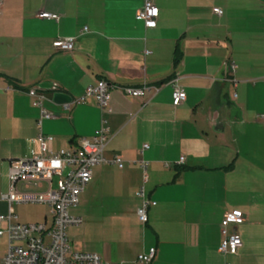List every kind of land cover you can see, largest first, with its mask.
I'll use <instances>...</instances> for the list:
<instances>
[{
	"label": "crops",
	"instance_id": "obj_1",
	"mask_svg": "<svg viewBox=\"0 0 264 264\" xmlns=\"http://www.w3.org/2000/svg\"><path fill=\"white\" fill-rule=\"evenodd\" d=\"M144 1L0 0V195L9 169L40 154L39 108L27 94L38 90L52 115L40 124L48 152L94 137L101 120L110 135L80 215L69 213L81 219L78 246L67 237L72 251L106 264H139L150 249V264H264V0H150L154 28L134 18ZM68 37L72 51L54 49ZM100 81L150 90L136 98L111 90L107 111L93 99L64 108ZM175 84L186 99L174 108ZM140 189L155 203L145 224L136 216ZM17 206L11 222L50 227L48 207L29 222ZM232 209L244 215L241 246L221 255L220 222ZM7 211L0 199V216Z\"/></svg>",
	"mask_w": 264,
	"mask_h": 264
},
{
	"label": "built area",
	"instance_id": "obj_2",
	"mask_svg": "<svg viewBox=\"0 0 264 264\" xmlns=\"http://www.w3.org/2000/svg\"><path fill=\"white\" fill-rule=\"evenodd\" d=\"M213 13L220 16L222 12L214 8ZM158 16V9L150 0H145L136 11L135 20L143 22L146 28H154ZM38 19L57 22L59 15L40 12ZM83 31H86L84 28ZM74 38H59L54 43V49L62 52H70L74 47ZM148 54V52H144ZM234 68L233 66L231 67ZM120 90L125 96L136 98L149 91L146 86L139 88H119L113 84L100 81L95 86L87 87L83 94L65 104L68 109L70 104H81L87 99H93L100 111L108 110L109 92ZM157 90V89H154ZM28 96L32 99V107L39 108L38 140L40 154L30 159L20 160L17 167L8 171V192L0 195L8 206L7 214L0 216V222L6 221L4 230L0 229V237L6 238V251L0 264H106L93 253L75 252L70 249L66 231L69 227H77L81 219L69 214L70 208L79 204V196L84 192L93 176V168L106 163L103 153L110 140L105 121L101 120L96 135L90 139L80 138L72 149H61L56 152H48V144L51 137L40 133L41 120L52 117L42 107L46 99L45 94L38 90H29ZM186 99L185 94L175 84L171 93V104L175 108ZM147 146H143L146 148ZM182 159H180V162ZM112 163L122 168V161L114 157ZM141 168L145 172L147 163L141 162ZM55 178V182L53 179ZM136 196L142 198L140 207L136 210L139 222H147V209L154 206L143 198L140 189ZM43 205L49 208L52 222L46 228L43 224H21L11 222L14 218L11 212L12 205ZM244 215L240 210L232 209L226 212L220 222L221 242L217 252L221 255H236L241 246V241L235 229L243 224ZM234 230L228 232V228ZM155 255V250L150 249L147 254L139 255V264H150Z\"/></svg>",
	"mask_w": 264,
	"mask_h": 264
},
{
	"label": "rangeland",
	"instance_id": "obj_3",
	"mask_svg": "<svg viewBox=\"0 0 264 264\" xmlns=\"http://www.w3.org/2000/svg\"><path fill=\"white\" fill-rule=\"evenodd\" d=\"M53 182H55V178L53 179ZM16 213L18 215L19 218L22 219H27L29 220V222H33V221H38L36 220L37 218H41L43 213H45L46 208L44 206H23V205H19L16 208ZM81 208L80 207H75L72 210L69 211L70 214L79 216L78 213H80ZM67 237H68V241L69 244L71 243V241L73 242V247L76 248L79 242V231L78 228L75 227H69L66 231ZM78 237V238H77ZM71 246V244H70ZM5 250V240L4 238L0 237V260L3 258V253ZM5 254V253H4ZM3 255V256H2Z\"/></svg>",
	"mask_w": 264,
	"mask_h": 264
},
{
	"label": "water",
	"instance_id": "obj_4",
	"mask_svg": "<svg viewBox=\"0 0 264 264\" xmlns=\"http://www.w3.org/2000/svg\"><path fill=\"white\" fill-rule=\"evenodd\" d=\"M61 95H59V94H56V95H54V98H58V97H60Z\"/></svg>",
	"mask_w": 264,
	"mask_h": 264
},
{
	"label": "trees",
	"instance_id": "obj_5",
	"mask_svg": "<svg viewBox=\"0 0 264 264\" xmlns=\"http://www.w3.org/2000/svg\"><path fill=\"white\" fill-rule=\"evenodd\" d=\"M174 61H175V63L177 62L176 59Z\"/></svg>",
	"mask_w": 264,
	"mask_h": 264
}]
</instances>
